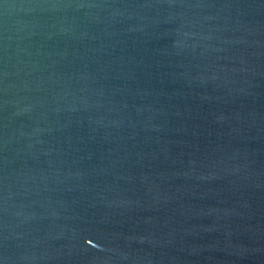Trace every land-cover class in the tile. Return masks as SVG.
Returning a JSON list of instances; mask_svg holds the SVG:
<instances>
[{
    "label": "water",
    "instance_id": "obj_1",
    "mask_svg": "<svg viewBox=\"0 0 264 264\" xmlns=\"http://www.w3.org/2000/svg\"><path fill=\"white\" fill-rule=\"evenodd\" d=\"M0 264H264V0H0Z\"/></svg>",
    "mask_w": 264,
    "mask_h": 264
}]
</instances>
